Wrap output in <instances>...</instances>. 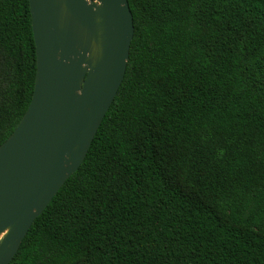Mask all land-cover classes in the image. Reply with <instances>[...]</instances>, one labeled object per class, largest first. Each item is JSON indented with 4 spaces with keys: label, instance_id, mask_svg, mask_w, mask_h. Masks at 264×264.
<instances>
[{
    "label": "trees",
    "instance_id": "1",
    "mask_svg": "<svg viewBox=\"0 0 264 264\" xmlns=\"http://www.w3.org/2000/svg\"><path fill=\"white\" fill-rule=\"evenodd\" d=\"M124 80L10 264H264V0H128ZM29 0H0V145L32 100Z\"/></svg>",
    "mask_w": 264,
    "mask_h": 264
},
{
    "label": "water",
    "instance_id": "2",
    "mask_svg": "<svg viewBox=\"0 0 264 264\" xmlns=\"http://www.w3.org/2000/svg\"><path fill=\"white\" fill-rule=\"evenodd\" d=\"M36 78L29 107L0 145V264L78 171L125 77L128 0H29Z\"/></svg>",
    "mask_w": 264,
    "mask_h": 264
}]
</instances>
